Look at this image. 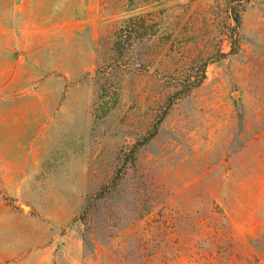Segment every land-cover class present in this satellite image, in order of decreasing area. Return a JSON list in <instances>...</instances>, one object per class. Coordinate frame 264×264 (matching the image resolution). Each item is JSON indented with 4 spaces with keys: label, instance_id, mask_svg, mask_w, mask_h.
Segmentation results:
<instances>
[{
    "label": "rangeland",
    "instance_id": "374dc122",
    "mask_svg": "<svg viewBox=\"0 0 264 264\" xmlns=\"http://www.w3.org/2000/svg\"><path fill=\"white\" fill-rule=\"evenodd\" d=\"M0 264H264V0H0Z\"/></svg>",
    "mask_w": 264,
    "mask_h": 264
},
{
    "label": "trees",
    "instance_id": "16d2710c",
    "mask_svg": "<svg viewBox=\"0 0 264 264\" xmlns=\"http://www.w3.org/2000/svg\"><path fill=\"white\" fill-rule=\"evenodd\" d=\"M139 20L140 18L130 17L122 21V26H120L116 32V35L118 37V42H117L118 44L121 43V40L126 36L125 32L127 33L128 31V30H124V25L130 24L133 21H139ZM230 20L232 22L234 32L237 33V30L240 26V13H239V10H237L234 7L232 8L230 12ZM199 83H200V80L195 85H198Z\"/></svg>",
    "mask_w": 264,
    "mask_h": 264
}]
</instances>
